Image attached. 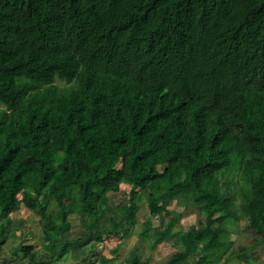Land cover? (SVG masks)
<instances>
[{
    "label": "trees",
    "instance_id": "16d2710c",
    "mask_svg": "<svg viewBox=\"0 0 264 264\" xmlns=\"http://www.w3.org/2000/svg\"><path fill=\"white\" fill-rule=\"evenodd\" d=\"M232 177L239 202L225 187ZM122 183L129 203L100 231ZM170 192L199 203L196 228L178 227ZM143 198L151 217L169 218L141 240L180 246L164 264L264 257V0H0V248L21 202L55 249L72 213L102 241L136 223ZM242 220L262 254L234 249L226 227ZM62 243L57 257L77 245ZM136 252L129 264H144ZM11 255L48 264L23 243Z\"/></svg>",
    "mask_w": 264,
    "mask_h": 264
},
{
    "label": "crops",
    "instance_id": "0c3cea01",
    "mask_svg": "<svg viewBox=\"0 0 264 264\" xmlns=\"http://www.w3.org/2000/svg\"><path fill=\"white\" fill-rule=\"evenodd\" d=\"M132 188V185L128 183H122L119 191L109 192V204L106 207L107 216L101 221L100 231H111L114 229L111 219L112 217L117 218V216L112 215V210L129 203V193ZM42 200L44 203L48 204V214L51 216V225L61 226L63 224V217L58 213L59 204L53 193L48 190L45 191ZM146 202H140V210L138 217H136V223H131L130 227L120 235H104L102 241L97 240L95 232L85 229L78 213H72L68 218L71 227L61 235V238L62 242H77V245L60 257H57V255L62 253L64 243H57L55 249L44 244L45 220L41 215L36 213L33 209L27 208L26 205L21 202L19 207L10 214L9 227L2 236L5 243L2 248H0V264H29L28 258L11 255V251L20 243L34 246L39 261L44 263L48 262V264H129V260L133 255V250L130 252L127 259L124 258V261L119 258V253L125 249H122L121 246L124 245L125 247L127 240L130 239L131 236V241H133L134 244L137 243L138 239L142 244L140 248H138V246L134 248H137L136 253L143 261L144 258L140 253L142 251L141 249L144 248V244L148 243V239L142 241L141 232L144 230L145 225H147V220H152L150 210L148 209L149 206H146ZM143 213L146 214L144 215ZM142 215L144 217H142ZM2 221L5 222L6 218H3ZM138 225H142V230L138 233L139 238L134 234L131 235L133 229ZM54 252H56L55 259L52 258Z\"/></svg>",
    "mask_w": 264,
    "mask_h": 264
},
{
    "label": "rangeland",
    "instance_id": "374dc122",
    "mask_svg": "<svg viewBox=\"0 0 264 264\" xmlns=\"http://www.w3.org/2000/svg\"><path fill=\"white\" fill-rule=\"evenodd\" d=\"M157 82V79L152 77H147L143 84L146 87H153L154 84ZM231 183L226 185L227 191L229 194L234 195L236 197L237 202L240 201V196L237 193V186H236V178L232 177ZM147 199L143 198L142 202H146ZM146 206L148 202L145 203ZM199 203L195 201L190 193L188 194H177L170 192L167 196V200L165 202V206L172 211H176L180 214L177 225L182 230H188L192 228H196L199 223V219L202 216L200 211L198 210L197 206ZM149 209V208H148ZM144 215L146 213H143ZM142 217H144L142 215ZM149 221L147 220V224H150V228L152 229L149 232V241H153L157 236H159L160 232L164 229L168 221V211L165 209H161L158 215L151 217ZM150 222V223H149ZM227 230L230 234V237L235 242L234 249H238L239 246H256V252L258 254H262V244H257L256 236L248 230L247 228V221L242 220L236 224H230L227 227ZM142 230V225H138L136 228L133 229L132 234L136 235L139 238L138 233ZM131 231V230H129ZM128 231V232H129ZM132 236L130 239L127 240L126 246H121L124 249L120 255V259L124 261V258L127 259L130 255V252L133 250L135 246L140 248L141 242L138 239L137 243L134 244L131 241ZM148 241L147 244H144V248L141 250V256L144 258V264H164L168 257L176 250L180 249V246L177 244L175 240L172 238L160 243L154 250L150 249V242ZM202 245H200V249ZM118 250V249H117ZM197 255L190 256L188 259L181 262V264H195L197 260ZM223 264V263H222ZM228 264H246L244 262H239L238 260H231ZM258 264H264V257L258 261Z\"/></svg>",
    "mask_w": 264,
    "mask_h": 264
}]
</instances>
